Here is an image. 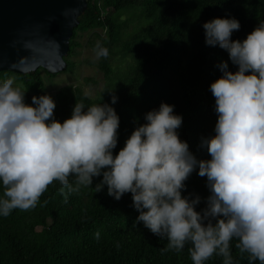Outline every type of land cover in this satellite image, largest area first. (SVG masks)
I'll list each match as a JSON object with an SVG mask.
<instances>
[{
	"label": "clouds",
	"instance_id": "obj_1",
	"mask_svg": "<svg viewBox=\"0 0 264 264\" xmlns=\"http://www.w3.org/2000/svg\"><path fill=\"white\" fill-rule=\"evenodd\" d=\"M205 43L227 51L218 65L222 76L211 83L215 98V135L203 137L200 148L210 159H197L180 138L183 116L174 105L161 103L145 114L118 154L120 117L111 103L85 107L76 103L71 117L54 118L56 102L49 94L33 96L0 82V216L14 209L28 210L53 181L61 191L92 186L95 193L120 201L130 193L132 207L153 235L168 240V248L182 251L190 243L193 264L214 254L233 264V239L255 264H264V23L243 41L233 40L241 28L235 17L214 18L203 24ZM97 58L108 49L96 45ZM207 178L210 195L187 191L186 181L197 172ZM75 177L76 187L69 182ZM203 203L205 206L197 209ZM99 234L97 233V237Z\"/></svg>",
	"mask_w": 264,
	"mask_h": 264
},
{
	"label": "trees",
	"instance_id": "obj_2",
	"mask_svg": "<svg viewBox=\"0 0 264 264\" xmlns=\"http://www.w3.org/2000/svg\"><path fill=\"white\" fill-rule=\"evenodd\" d=\"M86 11L79 18L70 41L68 57L79 44V33L93 32L95 42L108 49V56L99 58L97 67L106 85L98 99L86 96L83 90L67 85L55 94L47 92L38 69L27 75L0 72V81L16 78L33 96L49 94L56 102L54 118L61 123L71 117L76 103L85 107L118 102L112 105L120 117L118 145L114 155L124 147L135 128L145 123L146 113L161 103L175 106L183 116L178 129L181 140L187 141L197 159H210L200 148L203 137L215 135L217 121L215 98L210 85L222 76L218 65L228 61L229 71H237L227 51L205 43L203 24L214 18L235 17L241 28L233 40L246 39L259 23H264V0H87ZM127 15L131 29L122 20ZM105 32L101 38L98 32ZM121 53L131 63L121 70L112 66V58ZM68 71L69 60L66 58ZM49 77L55 75L48 74ZM194 172L185 182L189 193L202 198L210 195L207 178ZM95 179L93 187L99 180ZM69 182L76 187L75 177ZM92 186L78 191H61L53 181L28 210L14 209L0 216V264H193L190 243L182 251L168 248V240L153 235L142 224L134 227L139 213L132 207L131 194L120 201L107 195V188L95 193ZM4 189L0 185V196ZM205 205L201 203L200 208ZM97 233L99 236L97 237ZM231 241L233 264H253L247 252ZM224 257L214 254L204 264H224ZM255 264H260L257 260Z\"/></svg>",
	"mask_w": 264,
	"mask_h": 264
},
{
	"label": "water",
	"instance_id": "obj_3",
	"mask_svg": "<svg viewBox=\"0 0 264 264\" xmlns=\"http://www.w3.org/2000/svg\"><path fill=\"white\" fill-rule=\"evenodd\" d=\"M87 6V0H0V72H63Z\"/></svg>",
	"mask_w": 264,
	"mask_h": 264
},
{
	"label": "rangeland",
	"instance_id": "obj_4",
	"mask_svg": "<svg viewBox=\"0 0 264 264\" xmlns=\"http://www.w3.org/2000/svg\"><path fill=\"white\" fill-rule=\"evenodd\" d=\"M122 20L129 22V29H131L133 23H131L132 21H128L127 15H123ZM98 34H100L101 38L105 37V32L100 31ZM97 39L93 32L79 33L75 40L79 46L74 48L72 56L67 57L70 63L69 70L65 71V69L63 72L55 74L53 78L49 77L44 71L41 72L48 93L55 94L61 87L74 85L81 88L85 95L91 99L95 100L103 95L106 80L103 73L97 67L99 58L96 56V50L90 45L92 40L97 42ZM116 54L112 58V66L115 70H121L131 63V60L124 58L121 53ZM11 79L14 81V87H19L26 93V103L31 104L33 95L27 93L24 86L16 78L12 77Z\"/></svg>",
	"mask_w": 264,
	"mask_h": 264
}]
</instances>
